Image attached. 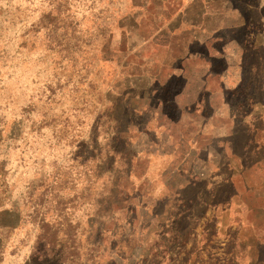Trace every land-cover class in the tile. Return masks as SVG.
<instances>
[{
	"label": "rangeland",
	"instance_id": "rangeland-1",
	"mask_svg": "<svg viewBox=\"0 0 264 264\" xmlns=\"http://www.w3.org/2000/svg\"><path fill=\"white\" fill-rule=\"evenodd\" d=\"M184 56L190 69L232 64L239 86L221 96L246 112L264 83V0H0V264H234L236 244L262 257L261 128L216 199L243 228L234 215L217 233L198 221L208 232L180 250L172 235H133L128 87L139 68L165 80Z\"/></svg>",
	"mask_w": 264,
	"mask_h": 264
},
{
	"label": "crops",
	"instance_id": "crops-1",
	"mask_svg": "<svg viewBox=\"0 0 264 264\" xmlns=\"http://www.w3.org/2000/svg\"><path fill=\"white\" fill-rule=\"evenodd\" d=\"M191 59L182 57L181 65L168 69L163 81L153 72L139 68L133 74V85L128 87L133 90V127L127 130L126 144L133 175V235H172L173 245L180 243L181 236L207 233L206 227L197 225L201 220L215 224L217 233L228 217L232 216L234 222V215L243 228L246 221L238 210L231 212L217 203L218 189L235 185L234 171L239 163L242 168H249L242 158L255 153L250 140L259 139L260 128L264 138V83L256 85V99L247 95V111L237 114L221 96L239 86L233 82L232 64L222 72L211 66L190 69L187 63ZM170 79L177 83L168 84ZM166 85L170 86L169 100L159 93V87ZM167 102L170 112L165 109ZM221 103L226 107L222 108ZM115 138L125 141L121 136ZM152 204H163L165 210L159 215L151 213ZM202 207L205 212L200 214L197 208ZM149 218H159L162 224H145L143 219ZM186 221L193 225L186 228ZM178 222L183 223V228ZM258 246L264 247V243ZM234 247V264H264V250L262 257L254 258L250 246Z\"/></svg>",
	"mask_w": 264,
	"mask_h": 264
}]
</instances>
